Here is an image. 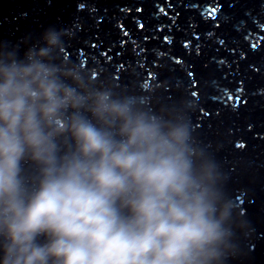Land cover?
Segmentation results:
<instances>
[{"label":"clouds","instance_id":"obj_1","mask_svg":"<svg viewBox=\"0 0 264 264\" xmlns=\"http://www.w3.org/2000/svg\"><path fill=\"white\" fill-rule=\"evenodd\" d=\"M70 35L47 30L24 59L0 48L3 264H225L248 224L194 141L197 94L150 111L143 97L58 63ZM25 161L37 171L31 185Z\"/></svg>","mask_w":264,"mask_h":264},{"label":"water","instance_id":"obj_2","mask_svg":"<svg viewBox=\"0 0 264 264\" xmlns=\"http://www.w3.org/2000/svg\"><path fill=\"white\" fill-rule=\"evenodd\" d=\"M49 29L71 34L58 63L143 97L150 111L197 94L194 141L248 224L225 264H264V0H0V48L18 59ZM23 170L34 183V165Z\"/></svg>","mask_w":264,"mask_h":264}]
</instances>
